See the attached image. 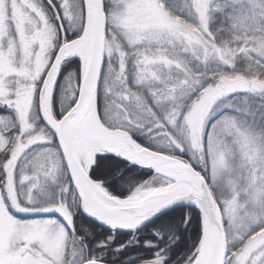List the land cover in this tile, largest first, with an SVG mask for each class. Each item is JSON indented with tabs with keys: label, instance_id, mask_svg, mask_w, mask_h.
Instances as JSON below:
<instances>
[{
	"label": "snow or ice",
	"instance_id": "obj_1",
	"mask_svg": "<svg viewBox=\"0 0 264 264\" xmlns=\"http://www.w3.org/2000/svg\"><path fill=\"white\" fill-rule=\"evenodd\" d=\"M0 264H264V0H0Z\"/></svg>",
	"mask_w": 264,
	"mask_h": 264
}]
</instances>
